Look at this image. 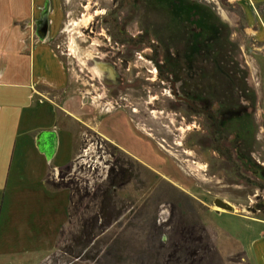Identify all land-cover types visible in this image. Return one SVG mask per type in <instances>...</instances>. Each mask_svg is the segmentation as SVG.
Listing matches in <instances>:
<instances>
[{"label":"rangeland","instance_id":"1","mask_svg":"<svg viewBox=\"0 0 264 264\" xmlns=\"http://www.w3.org/2000/svg\"><path fill=\"white\" fill-rule=\"evenodd\" d=\"M47 2V43L66 77L62 91L52 94L57 123L71 134L74 148L63 183L93 194L113 160L129 163L117 152L110 157L109 145L139 165L131 167V182L115 192L118 220L81 260H73L60 250L96 207L83 203L69 219L68 191L47 185L60 180L53 171L59 161L27 151L26 180L13 182L26 191V215L18 210L5 222L0 264H249L241 246L252 223L264 224V49L248 29L251 17L252 29L260 24L264 6L255 17L252 7L233 0H183L209 7L221 27L212 52L192 68L182 62L191 29L172 15L167 0ZM120 33L126 45L111 36ZM133 38L136 43L129 42ZM93 57L109 62L100 64L103 69L114 63L123 84H104L90 64ZM155 62L164 66L161 73ZM173 62L183 69L186 92L208 93L213 116L228 105L239 111L224 122L220 137L203 110H189L173 96ZM216 199L232 211H216Z\"/></svg>","mask_w":264,"mask_h":264},{"label":"crops","instance_id":"2","mask_svg":"<svg viewBox=\"0 0 264 264\" xmlns=\"http://www.w3.org/2000/svg\"><path fill=\"white\" fill-rule=\"evenodd\" d=\"M233 1L247 10L252 7L255 17L258 8L264 6V0ZM46 2L0 0V235L5 233V222L16 219L18 210L26 215V191L13 185L14 181L26 180V152L32 151L47 162L35 146L38 134L44 131L57 134L58 146L53 159L59 162L53 171L73 158L71 134L63 132L57 123L58 105L52 95L61 92L66 84L63 65L47 43L48 30L46 38L40 41L34 27L39 10ZM260 20L256 29H252L256 24L251 17L248 33L264 49V17ZM66 152L69 155L63 157L62 153L66 155ZM47 175L42 179L45 186ZM252 224L248 229L250 239L241 249L249 264H264V224Z\"/></svg>","mask_w":264,"mask_h":264},{"label":"trees","instance_id":"3","mask_svg":"<svg viewBox=\"0 0 264 264\" xmlns=\"http://www.w3.org/2000/svg\"><path fill=\"white\" fill-rule=\"evenodd\" d=\"M181 2V6L177 5L173 0H167L169 7L173 8L174 12L172 15L176 19L182 21L183 24L186 23L190 27V43L187 48L182 53V62L193 68V61L197 58H203L206 56L207 52H212L210 50L211 45L218 43L221 36V27L218 26V20L214 13L209 7L196 4V3H184L183 0H178ZM260 10V8H258ZM167 64V63H166ZM169 64V63H168ZM220 61H215L214 71L219 70ZM158 71L161 72L163 68L155 63ZM170 68L176 72V74L182 77L180 74L183 69L178 65L169 64ZM216 72V71H215ZM193 73V72H190ZM210 75V74H209ZM213 76V75H212ZM182 84V92L188 93L184 90ZM208 94L207 92H192L190 91L188 95L192 97L202 96ZM195 99V98H194ZM212 130L217 135H221V127L218 126L219 123H211ZM219 140V138H218ZM110 157L114 158V153L117 152L122 157H127L129 163L123 164L121 160H113V164L109 171L107 172L105 182L102 186L95 188L93 194L86 192L78 188L72 182L63 183L64 175L63 172H68L71 168V162L58 168V182L47 183L48 187L52 190H66L69 194V219L75 215L77 208H80L83 203L86 207L88 204H93L96 207L95 214L90 218L82 219L76 235L70 236L61 253L67 255L73 260H81L83 253L88 251L90 244H95L97 238L104 233L112 223L118 220V213L115 207V192L120 188L126 186L133 179L132 166L133 164L139 165L137 161L130 159L129 156L125 155L116 147L109 145ZM216 151H220L217 149ZM221 153V151L219 152ZM223 155V154H221ZM128 166V167H127ZM87 210V208H86ZM64 232L61 234V238L64 237ZM61 239V240H62Z\"/></svg>","mask_w":264,"mask_h":264},{"label":"flooded vegetation","instance_id":"4","mask_svg":"<svg viewBox=\"0 0 264 264\" xmlns=\"http://www.w3.org/2000/svg\"><path fill=\"white\" fill-rule=\"evenodd\" d=\"M173 2H176V4L179 5V6L182 5L181 2L178 1V0H173ZM43 7H44V5L39 10L38 19H39L40 13L43 10ZM37 20H36V22H37ZM36 22L34 24L35 30L37 29L36 28ZM109 28L110 29H113L114 27L112 26V24H110L109 25ZM91 30H94V32L90 31L91 36H93V37L96 36V34H95V28H92ZM111 36L115 38L116 44L117 43H123L124 45L127 44V40H125V36H123L121 33H120L119 38H117L118 35L114 36L112 34ZM129 42L136 43L137 41L134 39V40H130ZM89 61H90V64L92 65L93 69L95 71H97V73L99 74L100 80L102 82H104V84H106L108 86H112V87H117V86L120 87L123 84V79H122L123 76H121V75H119L117 73V70L115 68L116 65L114 63H111L110 62V65H112V69L109 70V69H106V68L103 69V67H101L102 64L105 65L106 63H109V62H107L105 60H101L98 57H93ZM163 67H161V68H163ZM159 72L160 71H158V73ZM168 80L172 84L173 96L175 97V99L177 100V102H179L181 104L183 103L189 110H192V111L197 112V113L203 110L204 111L203 113H205V115L209 119V122H211V123H219L218 124L219 127H222L223 124H224V122H227L232 116H238V115H240L239 114V111L236 112L237 108L234 109L235 106H231V105L229 106L228 105V108L229 109H227L226 111L222 112L221 115H220V117L217 118L218 116H216V117L213 116L214 115L213 112H211L210 109H208L209 106H208V104L206 102V99H208V98H206L205 95L197 96V97H192V96L188 95V93H183L182 92V77L178 76L176 74V72H174L168 78ZM120 99H121V101H125V99H123V98H120ZM228 100L229 99L226 100L227 103H229ZM212 101H213V99H212ZM210 126H211V124H210ZM211 128H212V126H211ZM219 145H220L219 142L218 141H215L214 146H215L216 150L220 148ZM219 154H223L222 157L223 158H227V154L226 153L221 152Z\"/></svg>","mask_w":264,"mask_h":264},{"label":"water","instance_id":"5","mask_svg":"<svg viewBox=\"0 0 264 264\" xmlns=\"http://www.w3.org/2000/svg\"><path fill=\"white\" fill-rule=\"evenodd\" d=\"M49 6L48 2L44 4L43 10L40 13L39 19L36 22V34L40 41H43L46 38L47 30L49 26L48 21ZM35 146L38 152L44 156L47 162L51 161L56 154L58 146V137L54 131H44L38 134L36 137ZM215 209H218L222 212H231L232 207L216 199L213 203Z\"/></svg>","mask_w":264,"mask_h":264},{"label":"bare ground","instance_id":"6","mask_svg":"<svg viewBox=\"0 0 264 264\" xmlns=\"http://www.w3.org/2000/svg\"><path fill=\"white\" fill-rule=\"evenodd\" d=\"M216 211H219L218 209Z\"/></svg>","mask_w":264,"mask_h":264}]
</instances>
